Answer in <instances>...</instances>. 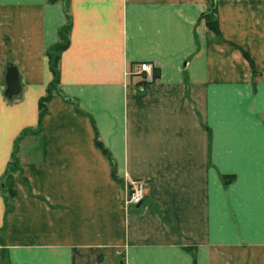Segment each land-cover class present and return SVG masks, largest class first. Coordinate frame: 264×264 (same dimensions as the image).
I'll use <instances>...</instances> for the list:
<instances>
[{
	"label": "crops",
	"instance_id": "0c3cea01",
	"mask_svg": "<svg viewBox=\"0 0 264 264\" xmlns=\"http://www.w3.org/2000/svg\"><path fill=\"white\" fill-rule=\"evenodd\" d=\"M128 175L150 191L97 241ZM0 264H264V0H0Z\"/></svg>",
	"mask_w": 264,
	"mask_h": 264
},
{
	"label": "rangeland",
	"instance_id": "374dc122",
	"mask_svg": "<svg viewBox=\"0 0 264 264\" xmlns=\"http://www.w3.org/2000/svg\"><path fill=\"white\" fill-rule=\"evenodd\" d=\"M102 173H104L102 171ZM114 176V174H113ZM115 177V176H114ZM101 178L99 181H97V193L100 194V198L104 199L103 201H96V207L97 209L99 208H105L108 206V208L111 209V212L107 214L109 215V218L105 221L104 216H98L97 215V221L96 225L99 227L98 229L101 231L103 230L104 233L97 234V241H115L120 238V226H121V217L115 213L112 212V208H115L114 205H116L115 200L116 195L115 194H120L122 197L121 203L123 206V209H131L134 207L135 203H129L126 202L128 200V197L132 190L138 189L142 191V195L145 196L147 192L150 191L151 185L148 177L145 176H134V175H128L124 179H122V182L120 184L115 183V185L109 186L111 191H107V186L106 185H101L102 180H105V178ZM114 181V180H113ZM100 186V187H99ZM110 194V196H109ZM111 197V198H110ZM111 199V200H110ZM112 202V203H111ZM258 250V249H257ZM240 256V255H239ZM237 255V257H239ZM253 257H263V253H255V255H252ZM241 257V256H240Z\"/></svg>",
	"mask_w": 264,
	"mask_h": 264
},
{
	"label": "trees",
	"instance_id": "16d2710c",
	"mask_svg": "<svg viewBox=\"0 0 264 264\" xmlns=\"http://www.w3.org/2000/svg\"><path fill=\"white\" fill-rule=\"evenodd\" d=\"M65 16H66L65 22L61 26H59L57 30V36H58L57 40L47 48V57H48L49 69L52 73V79L47 87V93L43 97H41L38 101L39 120L42 117V114L44 113L45 102L49 99L51 91L56 87L57 82H58V60H59L60 52L68 44V31L70 27V17L67 13ZM203 16L205 18L206 26L210 30H212L214 33H217L218 32L217 23L215 19H213V13L207 12V13H204ZM95 143L101 149L103 154L109 158L110 157L109 153L102 146V144L97 140H95ZM14 165H15V162L12 161L11 163H9L8 169L13 170ZM11 181H12V178H11L10 173L6 172L4 185L9 195L12 194L11 193L12 192Z\"/></svg>",
	"mask_w": 264,
	"mask_h": 264
},
{
	"label": "water",
	"instance_id": "95a60500",
	"mask_svg": "<svg viewBox=\"0 0 264 264\" xmlns=\"http://www.w3.org/2000/svg\"><path fill=\"white\" fill-rule=\"evenodd\" d=\"M6 93L8 96H10L13 93H16L19 90V82L17 77V71L14 66L8 65L7 67V73H6ZM143 199H141L139 202L135 204L136 207H139L141 210V202Z\"/></svg>",
	"mask_w": 264,
	"mask_h": 264
},
{
	"label": "built area",
	"instance_id": "2783aa9c",
	"mask_svg": "<svg viewBox=\"0 0 264 264\" xmlns=\"http://www.w3.org/2000/svg\"><path fill=\"white\" fill-rule=\"evenodd\" d=\"M138 69L140 72H143L145 74V79L150 80V78L152 77L151 76L152 75V67H151L150 63L145 62V61L140 62L138 64ZM143 197L144 196L142 195V191L135 189V190H132V192L130 193L128 200L126 202L136 204L141 199H143Z\"/></svg>",
	"mask_w": 264,
	"mask_h": 264
}]
</instances>
